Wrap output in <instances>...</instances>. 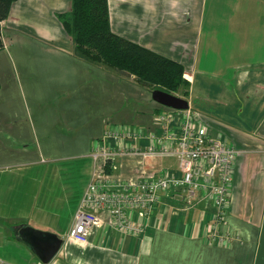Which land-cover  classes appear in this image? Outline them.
Here are the masks:
<instances>
[{
	"label": "crops",
	"instance_id": "crops-1",
	"mask_svg": "<svg viewBox=\"0 0 264 264\" xmlns=\"http://www.w3.org/2000/svg\"><path fill=\"white\" fill-rule=\"evenodd\" d=\"M107 1L114 33L183 66L188 107L161 105L133 75L75 56L56 16L70 0H15L0 21V264H264V0ZM186 113L236 150L217 237L208 211L180 209L174 190L136 235L100 211L85 241L69 236L105 128L134 131L107 175L178 174L175 157L146 150L162 136L158 116L177 131ZM28 229L61 239L49 262Z\"/></svg>",
	"mask_w": 264,
	"mask_h": 264
},
{
	"label": "built area",
	"instance_id": "built-area-1",
	"mask_svg": "<svg viewBox=\"0 0 264 264\" xmlns=\"http://www.w3.org/2000/svg\"><path fill=\"white\" fill-rule=\"evenodd\" d=\"M162 126V136H153L154 143L146 153L173 156L177 160L178 174L164 171L144 176L137 181H120L107 175L104 163L132 148L126 139L134 136L130 128L109 127L103 132L101 142L91 153L101 160L86 186L75 211L68 235L83 242L93 225L99 224V212L106 211L111 227L122 234L136 235L155 210L161 194L174 190L192 198L200 190L210 197L215 214L209 230L214 239L219 232L228 203V191L236 154L234 147L219 137L210 136L205 126L186 113L176 131L167 115L156 118Z\"/></svg>",
	"mask_w": 264,
	"mask_h": 264
},
{
	"label": "trees",
	"instance_id": "trees-1",
	"mask_svg": "<svg viewBox=\"0 0 264 264\" xmlns=\"http://www.w3.org/2000/svg\"><path fill=\"white\" fill-rule=\"evenodd\" d=\"M14 1L0 0V21L8 16ZM56 16L73 41L75 56L125 77L133 75L137 84L150 91L161 89L172 94L178 88H188L179 62L110 29L107 0H70V10ZM183 94L187 95V89ZM106 166L104 171L109 172Z\"/></svg>",
	"mask_w": 264,
	"mask_h": 264
},
{
	"label": "water",
	"instance_id": "water-1",
	"mask_svg": "<svg viewBox=\"0 0 264 264\" xmlns=\"http://www.w3.org/2000/svg\"><path fill=\"white\" fill-rule=\"evenodd\" d=\"M151 97L157 103L176 110H185L188 103L184 98L168 93L161 89L151 91ZM23 238L36 251L40 261L47 263L57 253L61 239L50 233H37L33 229H28L23 232Z\"/></svg>",
	"mask_w": 264,
	"mask_h": 264
},
{
	"label": "rangeland",
	"instance_id": "rangeland-1",
	"mask_svg": "<svg viewBox=\"0 0 264 264\" xmlns=\"http://www.w3.org/2000/svg\"><path fill=\"white\" fill-rule=\"evenodd\" d=\"M186 89H187L186 87L185 88H183V87L178 88L177 90L173 91L172 94L179 96L181 98H186L187 95L183 94V90L186 91ZM126 152L129 153L130 151L128 150ZM94 161H95V168H94L93 172L98 171V168L96 166H99L101 163L100 159L94 160ZM177 197H178V202L180 204V205H178L180 207V209L183 208L184 211L188 212V213L190 211L196 210L197 207L199 206V204H201L202 208L206 209V212L207 211L209 212V213L207 212V214H209L210 217L209 218L207 217L206 219H211V223H212L213 215L215 214L216 210L212 204L210 197L206 193H203L202 195L196 193L195 196L192 198H187L184 195L178 193ZM203 202L207 203V207H204ZM209 226L211 227V224H209ZM210 227H209V230H210Z\"/></svg>",
	"mask_w": 264,
	"mask_h": 264
}]
</instances>
